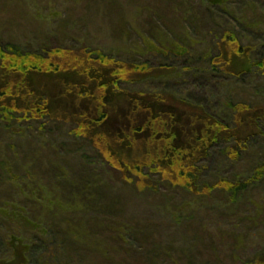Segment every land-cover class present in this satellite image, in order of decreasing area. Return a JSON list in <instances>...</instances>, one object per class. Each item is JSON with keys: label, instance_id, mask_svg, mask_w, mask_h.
I'll list each match as a JSON object with an SVG mask.
<instances>
[{"label": "trees", "instance_id": "trees-1", "mask_svg": "<svg viewBox=\"0 0 264 264\" xmlns=\"http://www.w3.org/2000/svg\"><path fill=\"white\" fill-rule=\"evenodd\" d=\"M165 1L171 26L161 20L163 29L141 35L142 50L115 45L125 48L123 56L132 52L128 60L113 47L83 53L58 44L48 51L0 39V137H23L0 152V262L15 260L19 247L26 264H63L64 254L67 264L81 262L71 250L85 242L74 217L100 213V202L110 200L101 188L147 194L159 186L168 204L173 192L240 196L264 184V13L253 0ZM201 45L207 47L199 52ZM147 81L158 82L156 96L118 92ZM115 96L127 98L130 109L115 111ZM49 139L64 153L46 145ZM24 145L35 147L31 163ZM121 146L133 157L120 155ZM243 157L246 168L232 175ZM34 164L46 173L37 180ZM103 166L111 171L95 176Z\"/></svg>", "mask_w": 264, "mask_h": 264}, {"label": "rangeland", "instance_id": "rangeland-1", "mask_svg": "<svg viewBox=\"0 0 264 264\" xmlns=\"http://www.w3.org/2000/svg\"><path fill=\"white\" fill-rule=\"evenodd\" d=\"M217 1L222 3L225 0H211L212 3ZM253 2L257 5L256 11L264 13V0ZM171 14L165 0H0V39L31 48L44 45L48 51L58 44L77 47L83 53V48L89 46H98L100 50L113 47L114 55L119 50L121 54L118 55L128 60L132 52L126 48L128 55L123 56L125 48L115 45L127 44L130 48L142 50L146 44L139 41L142 39L140 36L151 28L163 29L161 20H164L163 25L171 26ZM245 15L249 13L245 11ZM261 18L264 21V15L261 14ZM242 21L245 22V19ZM205 45L199 46L198 51H203L207 47ZM237 61L232 58L231 63ZM242 64L243 60L240 61ZM57 77L66 80L70 75ZM47 79L52 83L53 78ZM157 83L147 81L134 86L120 85L119 91L116 90L121 94L135 91L154 97L158 93L155 90ZM235 95L239 100L248 99L243 94ZM111 102L117 112L128 110L131 106L128 99L122 96L113 97ZM185 113L180 110L184 118ZM15 138L23 139L20 135L1 136L0 152L8 151L5 145ZM179 140L177 137L175 145L180 144ZM53 144L51 149L56 154L64 153L56 147L58 143L50 139L46 145ZM23 147L30 153L27 162L31 163L32 157L37 156L35 147ZM118 151H121L120 155L133 157L132 151L129 154L122 146ZM54 152L48 151L49 156ZM251 154L257 155V148L250 150L246 156ZM247 163L249 160L243 157L232 175L241 173ZM73 166L76 167L74 163ZM42 169L37 164L31 169L36 180L39 173H45ZM110 169L103 166L93 174L98 176V173L101 175ZM99 192L110 199L100 202V213L74 217L78 220L75 230L80 231V236L83 234L85 239L80 246L74 244L71 248L76 247L74 258L82 255L78 264H249L255 256L253 262L264 264V184L251 187L240 196L217 192L195 199L192 195L173 192L168 204L164 201L167 192L159 186L147 194L129 187L118 193L112 187L101 188ZM114 233L120 234L122 241H117ZM20 248L15 260L1 261L0 264H26L25 250ZM155 254L156 258L152 259ZM47 258L50 262L54 260L53 253H47ZM60 259L67 264V254Z\"/></svg>", "mask_w": 264, "mask_h": 264}, {"label": "flooded vegetation", "instance_id": "flooded-vegetation-1", "mask_svg": "<svg viewBox=\"0 0 264 264\" xmlns=\"http://www.w3.org/2000/svg\"><path fill=\"white\" fill-rule=\"evenodd\" d=\"M109 124V123H108Z\"/></svg>", "mask_w": 264, "mask_h": 264}]
</instances>
